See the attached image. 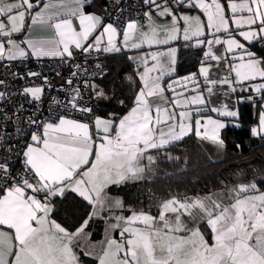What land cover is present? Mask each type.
<instances>
[{"label": "snow or ice", "instance_id": "obj_1", "mask_svg": "<svg viewBox=\"0 0 264 264\" xmlns=\"http://www.w3.org/2000/svg\"><path fill=\"white\" fill-rule=\"evenodd\" d=\"M218 96L258 109L264 140V0H0V264H264V169L147 207L119 195L190 134L224 149L209 113L239 128L240 111Z\"/></svg>", "mask_w": 264, "mask_h": 264}, {"label": "trees", "instance_id": "obj_2", "mask_svg": "<svg viewBox=\"0 0 264 264\" xmlns=\"http://www.w3.org/2000/svg\"><path fill=\"white\" fill-rule=\"evenodd\" d=\"M197 55L194 51L180 48L178 57L181 76L196 71ZM110 64L117 70L120 67L116 61H110ZM117 87H120L119 81H117ZM237 108L240 111L238 122L241 127L228 126L222 130L226 147L222 150L220 159H211L195 135L190 134L189 137L168 150L172 156L181 157V160L176 162L166 158L161 160L158 171L150 181L141 182L135 186L129 185L119 195L124 196L129 205L143 203L147 207L150 206L152 197L159 200L185 192L189 194L207 192L219 188L218 181L230 179L237 172L243 171L251 176L252 169H264V140L253 138L250 134L251 126L258 121V109L254 113L252 106L246 103L237 105ZM209 115L215 116L212 113ZM237 143L241 145L240 148L234 146ZM184 158H187L186 164ZM244 160L251 161L242 166H234L235 163ZM64 208L66 211H61L59 215L62 218L67 216L66 223H71L73 217L82 216L83 209L71 199L64 205ZM100 235V230L97 229L93 239H99Z\"/></svg>", "mask_w": 264, "mask_h": 264}, {"label": "built area", "instance_id": "obj_3", "mask_svg": "<svg viewBox=\"0 0 264 264\" xmlns=\"http://www.w3.org/2000/svg\"><path fill=\"white\" fill-rule=\"evenodd\" d=\"M137 0H124V3L126 4H135ZM33 70H42L45 75H48L54 83L59 84L60 80L55 76V71L57 70L54 66H49L48 63L46 62L43 68L41 69L40 67L36 65H32ZM37 83H40V81H37Z\"/></svg>", "mask_w": 264, "mask_h": 264}, {"label": "rangeland", "instance_id": "obj_4", "mask_svg": "<svg viewBox=\"0 0 264 264\" xmlns=\"http://www.w3.org/2000/svg\"><path fill=\"white\" fill-rule=\"evenodd\" d=\"M234 100H235V97L226 99V98H224L222 96H218V97L213 99L212 105L219 107L222 103L226 102L229 105V107L237 108V105L234 104ZM212 105H210V106H212ZM212 114L215 115L214 116L215 118H220L221 120H223L226 123H228L229 126L234 127L233 124L231 123V119L230 118L218 117L215 113H212ZM234 128H237V127H234Z\"/></svg>", "mask_w": 264, "mask_h": 264}, {"label": "crops", "instance_id": "obj_5", "mask_svg": "<svg viewBox=\"0 0 264 264\" xmlns=\"http://www.w3.org/2000/svg\"><path fill=\"white\" fill-rule=\"evenodd\" d=\"M213 118H215L213 116ZM220 119V118H218ZM197 139V138H196ZM197 141L200 143V145L202 146V148L205 150V152L207 153V155L213 159V160H217V159H220L222 157V150H218L216 148H214L213 146H211L210 144L206 143V142H203V141H199L197 139ZM100 239V238H99ZM98 240V239H97Z\"/></svg>", "mask_w": 264, "mask_h": 264}, {"label": "water", "instance_id": "obj_6", "mask_svg": "<svg viewBox=\"0 0 264 264\" xmlns=\"http://www.w3.org/2000/svg\"><path fill=\"white\" fill-rule=\"evenodd\" d=\"M251 160H244V161H240L238 163H235L234 166H242L245 164H248Z\"/></svg>", "mask_w": 264, "mask_h": 264}]
</instances>
